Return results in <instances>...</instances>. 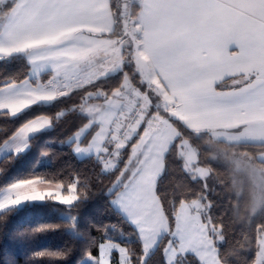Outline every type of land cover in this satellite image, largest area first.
Masks as SVG:
<instances>
[{"label":"snow or ice","instance_id":"obj_1","mask_svg":"<svg viewBox=\"0 0 264 264\" xmlns=\"http://www.w3.org/2000/svg\"><path fill=\"white\" fill-rule=\"evenodd\" d=\"M15 61L25 68L0 73V118L59 110L0 128L6 159L69 121L73 158L94 157L67 185L0 187V217L56 208L79 238L75 252H47L52 264H264V219L249 223L264 214V0H0V64ZM203 144L246 177L234 182L235 203L208 183ZM173 167L176 183L161 194L158 178ZM106 174L118 222L96 226L97 238L81 231L78 209ZM10 256L0 264H15Z\"/></svg>","mask_w":264,"mask_h":264},{"label":"trees","instance_id":"obj_2","mask_svg":"<svg viewBox=\"0 0 264 264\" xmlns=\"http://www.w3.org/2000/svg\"><path fill=\"white\" fill-rule=\"evenodd\" d=\"M24 68L23 61H15L8 65L0 64V73L23 71ZM119 76L120 74L116 73L106 78L105 86H113ZM225 87H229L227 83ZM58 110L55 106H34L28 113L18 118L15 125L6 123L3 118H0V128L18 127L27 119L41 114L55 115ZM74 126L70 121L60 126L54 125L40 134H34L31 149L15 161L7 160L6 156L3 157L0 160V169H3L0 171V187L7 186L14 179H34L36 177L67 185L77 171L87 174L85 170L91 169L89 161L94 157L79 158L76 156L75 159L73 158L74 154L68 143V132ZM204 148L202 145L201 154L207 158L208 151H203ZM125 152L129 153L130 148H126ZM208 166L213 169L208 183L215 186V195L225 198V206L228 203H235V200L231 199L234 187L231 170L212 161ZM120 167L123 165L121 164ZM175 176L174 167L170 168L167 173H162L158 179V188L161 194L171 191L172 186L176 183ZM114 180L115 175L106 174L105 178L96 183L88 201L78 209L82 224L81 231L86 235L91 233L99 238L101 232L97 230L96 226L118 222V214L109 206V199L106 198L107 190L112 187ZM78 191L83 193L84 189L79 188L78 185ZM64 193L68 194L66 191ZM262 219H264V214L260 213L254 216L249 223H259ZM42 223L51 224L56 230L36 231V226ZM66 227L67 224L62 219L60 210L56 208H26L9 213L7 216L0 217V253H10L11 256L6 258H14L15 264H26L27 260H35L37 264H52L56 258L49 257L47 252L65 247L71 248L75 252L77 248L83 247L77 236L63 231ZM235 230L238 233L242 231L239 225L235 226ZM40 251H44L45 255H35ZM63 264H71V257Z\"/></svg>","mask_w":264,"mask_h":264},{"label":"rangeland","instance_id":"obj_3","mask_svg":"<svg viewBox=\"0 0 264 264\" xmlns=\"http://www.w3.org/2000/svg\"><path fill=\"white\" fill-rule=\"evenodd\" d=\"M205 148L208 149V154H207V158L212 161V162H215V163H218V164H221L223 166H226L228 167L230 170H231V173H232V177H233V186H234V182L236 183H240L242 181H244L246 179V177L244 176L243 173H234L232 168H230L222 158L218 157L214 151H212V145H207V144H203ZM2 147V146H1ZM131 151V149H130ZM130 153V152H129ZM5 152L3 151H0V160L5 157ZM79 158H84V157H88V156H77ZM159 179V178H158ZM41 188L44 190V191H49V190H52L54 191L55 189L52 188V189H49L47 186H41ZM64 195H67L66 193H63ZM260 212H257L255 214H252L253 217L256 216V215H259ZM62 215V214H61Z\"/></svg>","mask_w":264,"mask_h":264},{"label":"crops","instance_id":"obj_4","mask_svg":"<svg viewBox=\"0 0 264 264\" xmlns=\"http://www.w3.org/2000/svg\"><path fill=\"white\" fill-rule=\"evenodd\" d=\"M113 74H116V73H113ZM113 74H111V75H113ZM228 84V86H230L231 85V81L230 80H226V82H225V84Z\"/></svg>","mask_w":264,"mask_h":264}]
</instances>
